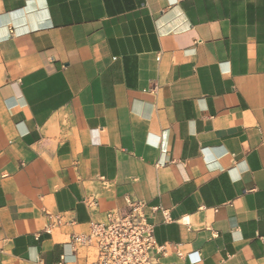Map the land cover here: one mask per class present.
Returning a JSON list of instances; mask_svg holds the SVG:
<instances>
[{"label":"crops","instance_id":"1","mask_svg":"<svg viewBox=\"0 0 264 264\" xmlns=\"http://www.w3.org/2000/svg\"><path fill=\"white\" fill-rule=\"evenodd\" d=\"M127 197L166 264H264V0H0V264Z\"/></svg>","mask_w":264,"mask_h":264},{"label":"built area","instance_id":"2","mask_svg":"<svg viewBox=\"0 0 264 264\" xmlns=\"http://www.w3.org/2000/svg\"><path fill=\"white\" fill-rule=\"evenodd\" d=\"M85 202L91 207L97 205L94 199ZM147 207L145 202L127 197L125 208L109 211L102 221L92 222L87 233L71 234L67 243L75 250H85V264H166L161 259L167 255L168 247L156 241ZM159 211L166 222L173 221L168 210L153 207V212ZM44 216L47 221L43 231L50 235L75 224L63 213L44 210Z\"/></svg>","mask_w":264,"mask_h":264}]
</instances>
